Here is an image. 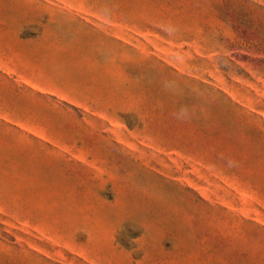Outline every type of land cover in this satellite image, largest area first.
Returning a JSON list of instances; mask_svg holds the SVG:
<instances>
[{
    "label": "rangeland",
    "instance_id": "1",
    "mask_svg": "<svg viewBox=\"0 0 264 264\" xmlns=\"http://www.w3.org/2000/svg\"><path fill=\"white\" fill-rule=\"evenodd\" d=\"M0 264H264V0H0Z\"/></svg>",
    "mask_w": 264,
    "mask_h": 264
},
{
    "label": "crops",
    "instance_id": "2",
    "mask_svg": "<svg viewBox=\"0 0 264 264\" xmlns=\"http://www.w3.org/2000/svg\"><path fill=\"white\" fill-rule=\"evenodd\" d=\"M66 27V31L68 32H74L77 30L76 28L82 27L81 25L77 23L62 25V30H65L63 28ZM124 25L122 24H113V25H95L93 28H86L89 33H93L94 35H89L85 37L75 36V35H66L62 36V46H69L71 48H76L81 45H89L95 48V50H98L100 52L105 51L107 47H113L115 51L122 52V47L125 43V39L121 36H118L116 34H113L111 36L106 35L107 31L119 33L121 31H124ZM105 49V50H104ZM64 57V55L62 56ZM63 67V63H62ZM66 74L62 71V99L74 106H81V100L76 96V94L80 92H86V91H95L98 94L99 93H106L108 92V88H106L105 84H100L101 86L97 88H87L86 86H83L81 84L71 82L66 80L65 78ZM100 99L96 100L94 104L95 107H103V105L100 103Z\"/></svg>",
    "mask_w": 264,
    "mask_h": 264
}]
</instances>
